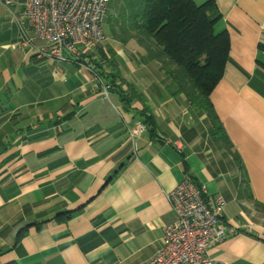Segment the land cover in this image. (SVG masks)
<instances>
[{
	"label": "crops",
	"instance_id": "crops-1",
	"mask_svg": "<svg viewBox=\"0 0 264 264\" xmlns=\"http://www.w3.org/2000/svg\"><path fill=\"white\" fill-rule=\"evenodd\" d=\"M25 3L0 0V264H148L174 220L165 193L184 178L222 197L236 230L206 254L264 264V0H215L214 31L230 40L210 94L220 138L134 39L108 32L84 62L32 53L46 41L23 43ZM98 46L115 51L108 97ZM145 106L155 134L132 137Z\"/></svg>",
	"mask_w": 264,
	"mask_h": 264
},
{
	"label": "trees",
	"instance_id": "trees-1",
	"mask_svg": "<svg viewBox=\"0 0 264 264\" xmlns=\"http://www.w3.org/2000/svg\"><path fill=\"white\" fill-rule=\"evenodd\" d=\"M112 1L109 0L108 8ZM120 2L117 14H110L106 20L111 37L122 44L134 39L146 51L145 61H160L162 69L176 85L175 92L183 93L195 109L207 114L212 122L211 135L217 136L221 126L210 94L222 77L230 40L227 31H214V24L221 16L215 0L200 4L194 0ZM260 47L264 48V45ZM97 51L99 57L95 67L99 69L95 68L94 77L109 84L110 92L118 76L117 73H106L105 68L115 67V51L110 46L105 49L98 46ZM85 56L89 58L90 53L83 54L79 60L83 61ZM119 93L125 101L135 95L131 91L120 90ZM138 97L145 103L143 95ZM139 114L145 127L154 135L155 125L148 108L145 106Z\"/></svg>",
	"mask_w": 264,
	"mask_h": 264
},
{
	"label": "built area",
	"instance_id": "built-area-1",
	"mask_svg": "<svg viewBox=\"0 0 264 264\" xmlns=\"http://www.w3.org/2000/svg\"><path fill=\"white\" fill-rule=\"evenodd\" d=\"M109 0H26L24 15L29 34L22 41L32 44L34 37L46 41L31 50L58 61L84 62L79 58L91 46L106 40L103 22ZM106 97L110 85L98 79ZM145 130L138 124L130 130L136 136ZM174 220L163 227V243L148 264H225L206 253L236 230L222 223L225 201L210 197L204 186L184 178L165 193Z\"/></svg>",
	"mask_w": 264,
	"mask_h": 264
},
{
	"label": "rangeland",
	"instance_id": "rangeland-1",
	"mask_svg": "<svg viewBox=\"0 0 264 264\" xmlns=\"http://www.w3.org/2000/svg\"><path fill=\"white\" fill-rule=\"evenodd\" d=\"M120 6H121L120 0H113L110 7L108 8V10L106 12L104 22H103V31L106 35L109 32L108 27L106 25V20H107L108 16H110V14L111 15L117 14V11L119 10Z\"/></svg>",
	"mask_w": 264,
	"mask_h": 264
}]
</instances>
